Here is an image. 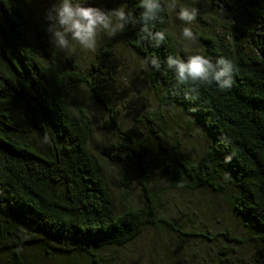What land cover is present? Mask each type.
<instances>
[{"label": "trees", "instance_id": "1", "mask_svg": "<svg viewBox=\"0 0 264 264\" xmlns=\"http://www.w3.org/2000/svg\"><path fill=\"white\" fill-rule=\"evenodd\" d=\"M210 2L224 15L231 37L199 36L200 54L213 62L230 58L238 72L229 89L213 84L192 94L167 68V57L180 55L166 5L163 23L155 25L168 34L159 47L142 38V25H129L81 65L62 58L41 30L30 37L25 0H0V264H105L114 250L160 221L158 185L147 184L156 171L171 190L224 197L231 215L250 231L243 242L254 247L248 257L239 256L233 244L240 239L229 235L212 264H264V0ZM122 6L137 18L143 11L139 0H123ZM115 39L143 63L149 57L161 61L159 70L146 67L153 99L143 118L153 156L114 118L122 141L103 145L99 157L90 149L92 119L81 92L86 88L112 111L107 94ZM164 111L188 117L204 147L188 153L179 130L166 132ZM128 159L137 162L142 200L119 208L105 166Z\"/></svg>", "mask_w": 264, "mask_h": 264}, {"label": "rangeland", "instance_id": "2", "mask_svg": "<svg viewBox=\"0 0 264 264\" xmlns=\"http://www.w3.org/2000/svg\"><path fill=\"white\" fill-rule=\"evenodd\" d=\"M55 2L57 0H25L24 13L31 38L38 30H41V35L47 37L50 42L49 34L46 32L49 22L46 21L45 16ZM80 2L106 10L118 8L123 4V0H80ZM182 6L199 8L200 14L190 25L196 36L195 41L181 39L180 34L185 25L178 19L177 13ZM169 13L170 32L181 58L187 59L189 55L200 54L199 36L209 35L218 38L225 35L227 40L228 36L231 37L227 35L228 32L225 29L228 23L224 15L211 4L210 0H177L176 10H169ZM113 38L101 34L98 47ZM112 43L114 74L107 94L108 106L112 111L107 110L86 88H83L81 92L83 104L87 107L92 119L90 149L96 157H99L103 145L121 142V135L117 133L118 130L115 127L118 125L135 137L139 145L148 144L153 156L155 143L148 136L143 118L149 108V102L153 99L145 64L121 41L115 39ZM73 45L75 51L72 53L53 46L62 58L73 57L79 60L81 65L89 63L94 53L82 50L76 42H73ZM164 112L167 118L166 132H173V129L179 130L177 139L182 142L188 153L196 152L193 151L192 146L198 151L204 147V142L201 141L203 135L188 117L180 116L177 112L173 114ZM180 128L188 129L187 135ZM105 168L108 188L119 208L127 202L135 204L141 202L142 179L135 159H128L126 163L117 167L107 164ZM157 168L160 170V166ZM117 174H120L124 184L119 183ZM147 180L149 185L153 182L156 183L154 186L158 185L156 188V197L159 202L157 216L161 219L127 248L114 250L105 264H212L219 247L226 245L229 235L240 239V242L233 244L240 257H248L254 251L251 243H243L244 237L250 231L243 227L241 219L231 215L230 204L224 197L207 192L191 195L182 190H171L159 171L153 173V179ZM203 234L206 238L202 236ZM50 261L47 264L59 263L57 260Z\"/></svg>", "mask_w": 264, "mask_h": 264}, {"label": "clouds", "instance_id": "3", "mask_svg": "<svg viewBox=\"0 0 264 264\" xmlns=\"http://www.w3.org/2000/svg\"><path fill=\"white\" fill-rule=\"evenodd\" d=\"M165 5L169 10L175 11L177 0H139V7L143 11L137 18L126 6L106 10L81 3L80 0H57L46 12L45 19L49 22L46 32L57 49L72 53L75 51L73 42H76L82 50L94 53L101 34L115 37L123 33L129 25L140 24L142 38L153 47H159L168 39L165 30H155L156 23L164 21L162 13ZM199 14L196 6L180 7L177 17L185 25L180 34L183 41H195L196 36L190 25ZM144 64L145 67L151 65L156 70L161 68V61L157 57H149ZM166 64L175 73L177 84L188 86V91L192 94H198L201 87L213 84L221 90L229 89L233 86L234 76L238 72L232 59L219 57L213 62L202 54L189 55L187 59L169 55Z\"/></svg>", "mask_w": 264, "mask_h": 264}]
</instances>
